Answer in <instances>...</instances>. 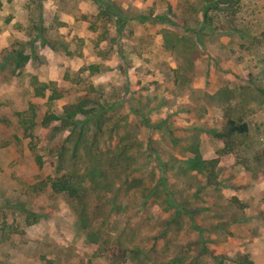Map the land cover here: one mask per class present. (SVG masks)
<instances>
[{
    "label": "rangeland",
    "instance_id": "1",
    "mask_svg": "<svg viewBox=\"0 0 264 264\" xmlns=\"http://www.w3.org/2000/svg\"><path fill=\"white\" fill-rule=\"evenodd\" d=\"M225 1L0 0V264H264V0ZM85 97L111 189L85 191L89 228L51 186Z\"/></svg>",
    "mask_w": 264,
    "mask_h": 264
},
{
    "label": "trees",
    "instance_id": "2",
    "mask_svg": "<svg viewBox=\"0 0 264 264\" xmlns=\"http://www.w3.org/2000/svg\"><path fill=\"white\" fill-rule=\"evenodd\" d=\"M206 2V5L203 7V14L206 16L207 19L210 20V17H208V10L218 8L221 6V0H204ZM228 4V7L231 6L232 2L231 0L225 1ZM210 4V5H209ZM108 9H112L115 11V13L119 14L120 11L113 6L112 4L108 3L106 4ZM123 19V18H122ZM126 21V19H124ZM212 30V27L210 28ZM237 31V30H234ZM232 31L231 33H233ZM90 101L87 99V97L82 98L81 100L77 102H72L64 105L63 107V120L70 124L73 123L76 118L78 119V116L82 117L80 124L78 125L79 128V135L78 139L76 140L71 157H74V170L67 171V174L63 175L62 178L57 179L52 183V188L54 191L61 192L65 191L68 193L72 199L79 200L81 204V210L79 212V215H82V222L85 224L86 228H89L87 221V215H86V209L84 207V194L85 191L90 187L93 192L96 193L97 197L101 196L102 193H106V191H110L111 189L109 187L104 186L105 178H103V175H101V172L98 170L100 167H102V160L97 158V154L94 153L96 141L95 137L97 134L101 131L102 126V119H104V115H101L104 111V107H89ZM223 124L226 127V130L224 132H217L215 133L216 136H224V137H231L232 135L236 133H247L249 131V125L245 122H240L239 120L233 119V118H227L223 121ZM91 130H94L93 132ZM84 149V154L79 152V149ZM85 157H89L92 159L93 164L91 166H85L82 170L78 168L79 163L85 164ZM76 159V160H75ZM87 183H90L89 185ZM136 185L134 187H130L128 190H133L138 194H142L144 198H148L150 194H153L154 192L147 193V190H136ZM115 193V196L117 197L118 190H112ZM119 194V193H118ZM145 199V200H146ZM112 201V202H111ZM113 204L114 207H116L117 211L123 210V207L121 205L117 204L116 198L115 200H109ZM88 239L90 242H94L97 244H100V242L103 245V240L100 239L98 231L92 230L89 231ZM134 254H140V249H132L130 251ZM125 253L123 252V255ZM237 262L239 264H251L252 261L247 257V255L239 254L237 258Z\"/></svg>",
    "mask_w": 264,
    "mask_h": 264
}]
</instances>
